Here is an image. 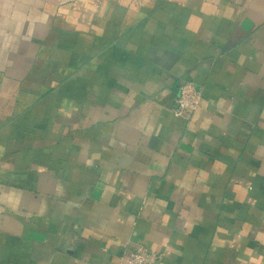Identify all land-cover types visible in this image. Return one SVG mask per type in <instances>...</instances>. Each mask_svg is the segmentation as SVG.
<instances>
[{
  "label": "crops",
  "instance_id": "obj_1",
  "mask_svg": "<svg viewBox=\"0 0 264 264\" xmlns=\"http://www.w3.org/2000/svg\"><path fill=\"white\" fill-rule=\"evenodd\" d=\"M140 247L264 264V0H0V264Z\"/></svg>",
  "mask_w": 264,
  "mask_h": 264
},
{
  "label": "built area",
  "instance_id": "obj_2",
  "mask_svg": "<svg viewBox=\"0 0 264 264\" xmlns=\"http://www.w3.org/2000/svg\"><path fill=\"white\" fill-rule=\"evenodd\" d=\"M202 99V88L193 82L182 83L173 109L175 116L189 120L200 108ZM157 261L156 254L140 247L129 256L126 264H157Z\"/></svg>",
  "mask_w": 264,
  "mask_h": 264
}]
</instances>
